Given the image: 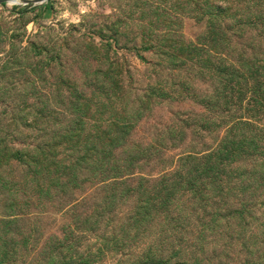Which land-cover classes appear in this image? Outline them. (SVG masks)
<instances>
[{
	"label": "rangeland",
	"instance_id": "obj_1",
	"mask_svg": "<svg viewBox=\"0 0 264 264\" xmlns=\"http://www.w3.org/2000/svg\"><path fill=\"white\" fill-rule=\"evenodd\" d=\"M209 2L264 54V0L0 4V264H264V204L202 232L216 206L157 200L180 182L184 195L190 159L240 122L264 130V89L261 106L218 102L222 112L218 79L192 64L194 46L218 55L199 14ZM96 132L115 142L106 164L90 159ZM256 148L247 164L262 163Z\"/></svg>",
	"mask_w": 264,
	"mask_h": 264
},
{
	"label": "trees",
	"instance_id": "obj_2",
	"mask_svg": "<svg viewBox=\"0 0 264 264\" xmlns=\"http://www.w3.org/2000/svg\"><path fill=\"white\" fill-rule=\"evenodd\" d=\"M221 1L226 3V0ZM45 5V3H42L39 6L44 7ZM36 6L29 4L27 7L34 8ZM225 8L226 6H217L214 2H209L199 11V14L206 18L208 41L216 45L215 49L217 51H213H216L218 55H216L214 62L211 63L207 57V50L206 52L204 50L203 53V50L194 46L189 51L194 55L192 64L214 75L218 79V84L223 93L228 88V93H226L228 96L215 92L212 105L217 106L216 104L219 102L224 107L227 105L238 107L239 102L243 100L247 107H256L258 101H262L259 96H261V91L264 89V54H261L259 49H256L259 41L255 43L249 42V39H251L248 34L249 30L241 27L232 28V26L225 24V20L234 19L233 16L227 13ZM235 21L240 24L239 20ZM255 33V37L264 39V30L256 31ZM136 55L143 59L142 56ZM260 55H262V58H260ZM234 88L237 90H233ZM236 92L239 94L238 98L235 95ZM245 92L249 93L248 99L242 96ZM150 94L156 96L152 92ZM258 106L261 105L258 104ZM216 108L222 112H227L226 109H220L218 106ZM240 123L245 127H240L239 129L235 127L234 132V128L230 129L217 144L214 151L205 155L194 156L190 159L193 164L185 171L193 173L194 179L190 178L185 183L187 189L184 190V195L175 194V192L179 191V187L183 185L180 182L174 184L170 190L162 189L165 195L157 199L159 204L163 206H167V204L179 206L180 202H183L181 201L183 196L188 195L187 200L201 204L200 208H206L210 204L213 205V208L216 206L215 212L206 216L203 215L207 218L206 221H200L201 219L198 221L201 226L199 230L202 232H214L219 226L218 221L220 219L227 224L226 220L234 221L237 218L240 221H244V217L254 218L255 207L264 204V152H257V156H260L259 160L262 163L247 164L248 159L254 156L251 151H257L256 145L260 140L264 142V130H251L247 128L249 124ZM125 129L127 128L116 129L110 133H118L122 139L125 136ZM95 134V137L89 142L88 152L90 159L93 160L96 157H100V162L106 164L111 156L103 146L106 144L110 148L111 144H115V142L105 138L108 135L107 133L96 132ZM46 149L49 150V147H46ZM41 156H43L42 153ZM128 161V164H130L132 160ZM239 163L250 165L252 169L241 168ZM126 166L125 170L130 171L128 169L130 165ZM257 167L260 170H257ZM109 170L113 171L108 174H112V176L117 174L115 173L117 168L110 167ZM99 172L103 175L109 171L102 169ZM118 177L114 176L112 178ZM261 196H263V199L260 198ZM215 198L221 203H218V205L213 203ZM220 204H223V209L222 206L220 208ZM225 207H235V210H226ZM180 209L182 212L186 210L184 207ZM221 210L224 211V214L218 213ZM236 227L240 229L241 225L237 224ZM227 228L228 225L225 226V229ZM260 235L262 239L259 245L264 248V228L260 231ZM153 264L163 263L154 262Z\"/></svg>",
	"mask_w": 264,
	"mask_h": 264
},
{
	"label": "water",
	"instance_id": "obj_3",
	"mask_svg": "<svg viewBox=\"0 0 264 264\" xmlns=\"http://www.w3.org/2000/svg\"><path fill=\"white\" fill-rule=\"evenodd\" d=\"M47 0H0L1 3H18V4H39Z\"/></svg>",
	"mask_w": 264,
	"mask_h": 264
}]
</instances>
